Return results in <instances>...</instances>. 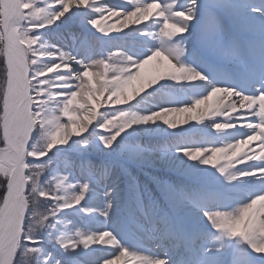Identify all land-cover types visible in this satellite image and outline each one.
<instances>
[{"label":"snow or ice","instance_id":"6c2138e0","mask_svg":"<svg viewBox=\"0 0 264 264\" xmlns=\"http://www.w3.org/2000/svg\"><path fill=\"white\" fill-rule=\"evenodd\" d=\"M236 3L0 0V264H264V64L248 59L254 36ZM249 79L254 91L232 86ZM181 87L202 91L171 95ZM140 101L152 109L131 110ZM190 121L216 138L176 147L151 127ZM187 162L230 184L255 179L233 199ZM132 165L188 186L164 184L167 203L145 207L121 195ZM122 230L164 251L132 250Z\"/></svg>","mask_w":264,"mask_h":264},{"label":"bare ground","instance_id":"6f19581e","mask_svg":"<svg viewBox=\"0 0 264 264\" xmlns=\"http://www.w3.org/2000/svg\"><path fill=\"white\" fill-rule=\"evenodd\" d=\"M239 1V0H237ZM250 4H252L256 8H262L264 9V2L263 0H249ZM235 7L237 10L242 11L239 3L237 2ZM155 11V10H154ZM244 13V16L246 17L245 20L247 22V26L251 29L254 39L251 42L250 49L248 52V59L251 61V58L257 54L264 52V20L261 19L259 14H254L251 12L247 11H242ZM151 23V20L149 21H143L141 24L137 25L134 23H130L127 28L121 29V32L123 31H131V28L133 27H143L144 24H149ZM113 25H119V20L118 18H112L111 20H108L103 23V26L105 27H110ZM113 35H117L119 33H111ZM264 56V55H263ZM262 56V58H264ZM195 65V64H193ZM196 67V65H195ZM199 71L200 69L197 68ZM233 87H236V89L239 90H244L245 92L247 91H254L253 88V81L252 80H238L234 84H232ZM257 87H259V84H256ZM184 94L187 92L189 95L187 96V99L190 101L193 98H196V96L199 95V93L202 91L201 89L198 88H189V89H184L180 88ZM219 97H214L212 100L207 102V105H202L201 109H209L211 108L212 105H214L217 101H219ZM223 103V102H222ZM134 111H140L141 114H143V111L151 110L152 107L150 105H146L144 103L140 102H134V104L131 106ZM106 110L105 108H97L98 112H103ZM207 118L205 120V123H207ZM94 123V121H93ZM196 123V122H195ZM180 125V124H179ZM178 125V127H179ZM154 129L158 128L161 131L159 132V137L165 138L169 136L170 134L168 132L172 130H167L166 126L159 124V125H153L151 126ZM191 131L195 134V139L203 145L210 143L214 138H216L215 133L211 131L210 128L207 127V124L205 125H200L197 124L195 125L194 128L191 129ZM168 133V134H167ZM191 133V132H190ZM176 135V134H173ZM248 149V146H244L243 148L240 149L241 152L246 151ZM177 156L180 155L179 153H175ZM220 163H226V158L223 157H218L217 158ZM187 166L189 169H199L200 174L205 177V179L213 185L219 192L225 193L227 196L231 197L233 195V199H240L243 198L245 195V191L249 186V183L253 181L255 178H245L243 181H234L231 184L226 181V179L222 176L219 175L215 170L206 168L205 166L198 165L193 162H187ZM236 166H243V165H236ZM136 171L143 173L151 182H153L154 186L157 188V194L159 198L163 200V202L166 204L167 203V193L165 191H162L161 186L166 183V181H163L161 177L163 175H168L169 179L173 180L174 182H177L181 185V187L185 190L186 187L188 186L189 181L187 178L182 175L181 173L174 172V171H168V172H160L159 170L155 168H151L148 166L144 165H133ZM197 167V168H196ZM157 180L160 181V183H157ZM258 183V182H257ZM169 184V183H168ZM171 185V184H170ZM173 185V184H172ZM174 186V185H173ZM121 193L125 192V195L128 194L129 191L128 189H125V185L121 184L120 186ZM176 189V187L174 186ZM177 190V189H176ZM183 190V191H184ZM178 191V190H177ZM208 206H212V201L209 199L206 201ZM120 238L122 241L129 243V245L134 248V249H141L147 251L149 254L155 253L157 255L162 254L164 251L163 248L157 250L154 248V243L153 241H145L142 237L139 236H134L131 234L126 233V231L122 230L120 231ZM157 244L159 243L158 241H155ZM97 247H110L109 245H96Z\"/></svg>","mask_w":264,"mask_h":264},{"label":"rangeland","instance_id":"374dc122","mask_svg":"<svg viewBox=\"0 0 264 264\" xmlns=\"http://www.w3.org/2000/svg\"><path fill=\"white\" fill-rule=\"evenodd\" d=\"M237 2L239 3L242 11L251 12V8L254 7L252 4H250L249 0H239ZM263 2H264V0H263ZM185 35H187V34H185ZM181 60L187 63V61L185 60V57H181ZM190 66L195 67V65H193V64ZM171 95L180 96V95H184V92L180 88H178L177 90H174L171 93ZM141 102L146 104L144 101H141ZM146 105H150V107H152L151 104H146ZM131 110H133L132 107H131ZM77 115L78 114L75 112L72 113V116L74 119L77 117ZM62 119L65 120V122L67 121L66 117H62ZM193 124H195V121H190L188 125L180 124L179 127H186V128L185 129H179V127H178L177 130L168 132L170 134L169 136H167L165 138H161V139L162 140L163 139H170L173 142V144L176 145V147L202 146L203 143L199 142V140L197 141L194 138L195 134L191 131V129L195 127V125H193ZM173 134H176V135H173ZM130 172H131V176L134 178V185H135L134 190L131 188V191L129 193L130 195H134V196L138 197L139 200L145 205V207H147L148 205L153 204V203L165 204L159 198V196L157 194V188L154 186L153 182H151L143 173L136 171L135 168L133 167V165L130 168ZM161 179L163 181H166L165 184H168V183L171 185L173 184L179 192H182L184 190L179 183L174 182L173 180H171V178L169 179L168 175H163V177H161ZM161 189H162V186H161ZM162 191H164V190L162 189ZM231 198H233V195L231 196ZM124 231H126V233H128V234L142 237L145 241H153V240L148 239L143 234L134 233L130 230H124ZM123 243L126 244L132 250L144 251L146 254H149L145 250L132 248L129 245V243H127L125 241ZM153 243H154L155 249L159 250L162 248V247H158L157 246L158 244L155 241H153ZM107 248L109 250H111V246L107 247Z\"/></svg>","mask_w":264,"mask_h":264}]
</instances>
